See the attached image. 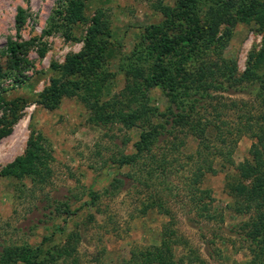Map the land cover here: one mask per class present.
I'll use <instances>...</instances> for the list:
<instances>
[{
    "label": "rangeland",
    "instance_id": "obj_1",
    "mask_svg": "<svg viewBox=\"0 0 264 264\" xmlns=\"http://www.w3.org/2000/svg\"><path fill=\"white\" fill-rule=\"evenodd\" d=\"M178 1L87 0L88 22L73 27L74 38L67 39L62 28L46 33L57 26L54 18L58 0H0V63H7L3 52L10 43H33L25 54L27 67L22 75L23 86H13L12 79L4 83L8 89L4 93L6 100L19 99L25 107L21 119L0 143V251L27 243L39 244L44 236L53 234L57 225L63 224L62 219L55 223L44 222V214L50 212L48 207L56 206L55 200L71 198L76 210L90 201L89 190H92L101 196L97 206L83 207L68 221L66 235L49 246L50 257L57 261L54 264H72L75 257L79 264L130 260L138 248L160 245L163 226L170 220L178 237L187 243L186 247L176 248L177 258L185 264H252L246 237L248 224L255 214L234 211V199L227 189L231 172L220 158L214 163L218 173L204 178L199 187L210 190L204 204L212 208L214 217L206 219L207 213L197 205L200 192H193L190 187L191 169H196L197 163L189 160L199 146L196 137L180 131L177 139L163 137L154 142L151 152L144 153L136 166L122 169L131 176L126 187L106 195L105 190L118 172L115 162L123 153H135L134 144L140 140L148 121L132 130L120 125L104 129L77 97L65 98L54 110L38 103L39 94L58 75L53 64H64L68 55L82 51L91 20L101 13L113 36L109 50L111 60L105 68L104 100L117 96L125 105L133 106L129 87L134 80L138 84L143 82L151 72L159 51L157 42L175 39L189 28L181 22L174 28H165L156 41L151 39L156 36L150 37L152 27L164 24V11L176 7ZM248 6L249 0H199L197 13L207 37L216 20L226 18L227 22L220 26L214 42L202 41L189 68L204 61L220 63L234 59L239 74L246 71L249 55L264 47V32L259 31L254 21L248 22L244 13ZM20 9L24 12L23 25L18 21ZM177 63L174 60L171 68ZM135 68L136 73H132ZM132 74L138 78H133ZM217 77L218 83L225 81L221 75ZM250 89L253 88H248L247 92ZM150 97L157 111L163 112L168 107L166 88L151 90ZM242 99L253 101L247 94L213 89L207 100L197 107V117L213 120V107ZM152 122L157 119L153 118ZM32 135L42 136L49 154L51 173L40 187L29 180L20 183L15 178L2 176L7 166L24 156ZM215 135L216 131L210 128L208 136L214 139ZM126 138L130 144L124 147L122 143ZM253 143L250 135L239 139L233 156L236 164L249 157ZM157 162L159 165H154ZM20 185L23 186L17 191L16 186ZM69 243L75 246L73 255H59Z\"/></svg>",
    "mask_w": 264,
    "mask_h": 264
},
{
    "label": "trees",
    "instance_id": "obj_2",
    "mask_svg": "<svg viewBox=\"0 0 264 264\" xmlns=\"http://www.w3.org/2000/svg\"><path fill=\"white\" fill-rule=\"evenodd\" d=\"M86 1L58 0L54 18L57 26L46 33L62 28L67 39L74 38L73 27L88 22L85 15ZM198 2L199 0H179L176 7L164 11V24L152 27L150 37L156 36L151 38L155 41L165 28H174L181 22H185L189 28L175 39L167 38L157 42L159 51L151 65V72L145 76L143 82L138 84L137 80H134L129 87V100L133 106L125 105L117 96L104 100L103 91L107 81L105 68L111 60L109 50L112 48L113 36L101 13L91 20L82 51L68 55L64 64H53V69L58 75L51 85L39 94L38 103L54 110L65 98L77 97L93 114L95 122L104 129L120 125L132 130L142 122L148 121L140 140L134 144L135 153H123L115 162L118 172L105 190L106 195L126 187V182L131 176L124 174L122 169L136 166L144 153L151 152L154 142L163 137L177 139L180 131L196 137L199 146L197 151L189 156V160L192 164L197 163V168L191 169L190 177L192 191L200 192L197 205L201 211L207 213L206 219L211 220L214 217L211 214L212 208L204 204V199L210 197V190L199 187L204 178L218 173L214 163L220 158L231 172L227 189L234 199V211L245 215L255 214L254 220L248 224L246 237L250 243L252 264H264V47L249 55L247 69L242 75L239 74L237 61L234 59L222 60L220 63L204 61L195 68H189L200 45L203 44L202 41L209 39L214 42L220 26L227 22L226 18L216 20L210 28L211 34L207 37L202 31L198 17ZM23 13L20 9V25L24 23ZM244 13L248 22L254 21L259 31L264 32V0H249V6ZM30 45L33 43L12 42L3 52L7 63H0V143L21 119L25 107L19 99L6 100L4 93L8 89L4 83L12 79L15 83L13 86H23L22 75L27 67L25 54ZM174 60L178 63L173 70L170 65ZM136 69L132 73H136ZM218 75L225 78V81L218 83ZM132 77L138 78L136 74H132ZM161 86L166 88L168 95V107L163 112L157 111L151 105L150 97V91ZM248 88L253 89L247 92ZM213 89L238 95L247 94L253 101L242 99L230 100L228 104L221 102L213 107V120L200 119L196 114L197 107L207 100ZM153 118L157 119V122H152ZM210 128L216 131L214 139L208 136ZM244 135H250L254 143L249 157L236 164L233 158L235 147ZM129 144L130 140L126 138L122 146L127 147ZM48 161L49 154L42 136L32 135L24 156L7 166L2 171V176L15 178L20 183L29 180L36 187H40L51 173ZM154 165L158 166L159 163ZM22 186H16V190L20 191ZM89 198L90 201L76 210H73L71 198L64 201L55 200L57 204L48 207L50 212L44 214L47 219L44 222L55 223L62 219L63 224L57 225L53 234L44 236L37 245L27 243L22 247H5L0 251V264L57 263L50 257L49 246L54 244L58 237L66 235L70 219L78 215L83 207L97 206L101 196L89 190ZM179 246L186 247L187 243L178 237L173 220H170L163 226L160 245L138 248L130 260L113 261L112 264H185L184 260L177 258L176 248ZM64 249L59 255L71 257L75 246L69 243ZM72 264H79V259L73 258Z\"/></svg>",
    "mask_w": 264,
    "mask_h": 264
}]
</instances>
